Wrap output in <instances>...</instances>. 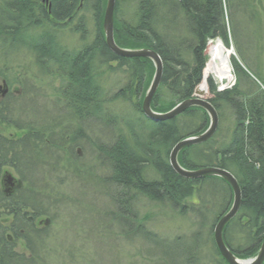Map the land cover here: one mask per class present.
I'll return each mask as SVG.
<instances>
[{
  "label": "trees",
  "instance_id": "16d2710c",
  "mask_svg": "<svg viewBox=\"0 0 264 264\" xmlns=\"http://www.w3.org/2000/svg\"><path fill=\"white\" fill-rule=\"evenodd\" d=\"M46 2L0 0V49L5 50L8 46L11 50L2 57L10 58L9 55L24 50L35 66V77L45 75L58 80L60 88L56 93L62 99L56 101L65 105L68 117L63 116L64 119L67 117L69 121L76 122L78 128L66 133L64 138L63 132L55 133L58 126L54 121V124H47L50 119L41 120L35 115L36 111H22L19 104L31 97L29 89H26L31 73L18 71L10 73L9 77L3 73L6 69L0 70V79L9 87L8 95L0 101L1 131L9 123L11 110L19 116L27 111L35 115V122L27 123V127L24 126L26 123L16 122L15 128H10H14L13 136L3 137L0 132V167L14 169L20 178H17L18 186L8 197L0 183V262L28 264L29 260L12 247L11 237L7 239L5 235L10 231L19 236L18 229H25L29 231L28 236L33 237L39 231L35 230L28 217L42 218L44 209L39 199L52 198L49 185L36 187L24 175L20 158L27 152V144L34 152L52 155V162L58 161V157H54V149L67 156L74 154L77 142L85 138L82 130L85 127L88 129L86 121H90L91 111L96 112L95 117L105 114L100 79L110 71L121 70L128 74V83L117 99L130 102L140 92L141 98L133 106L135 115L123 121V128L118 127V123L113 125L107 139L109 143L99 145V141H94L92 144L96 156L108 160L101 164L107 166L110 172L102 183L111 186L114 191L113 194L108 193L111 205L108 214L118 211L125 215L127 220L137 224L139 239L155 244L159 236L148 232L146 223L149 214L140 217L139 210L135 209L137 196L166 205L177 215L190 213L193 218L202 217L201 226H206L207 209L220 203L212 223L208 225L213 248L210 263L227 264L215 246L212 232L231 206L230 186L217 177L184 179L169 164L170 152L177 143L207 129L209 121L206 113L193 107L172 120L153 122L147 119L141 106L154 75V65L149 59L118 57L108 49L103 32L107 0ZM260 4L261 0H116L114 10L116 45L130 50L150 49L161 58L162 79L151 103L157 113H166L178 103L192 98L204 79L208 42L220 39L228 46L232 38L239 58L247 66L243 68L236 59L231 60L235 84L230 89L220 91L212 78L206 80L210 95L208 101L219 118L217 132L207 142L184 148L178 155V162L185 169L214 167L229 172L236 179L241 191V205L236 216L225 226L223 239L229 250L241 260L254 258L264 241V79L258 70L248 64L250 59L239 46L236 28L243 27V23L256 28L257 6ZM126 6L132 14L129 19L119 21L120 8ZM87 10H92L98 22L94 41L84 45L76 54L66 51L57 41L59 33L75 24L74 28L83 34L84 13ZM239 37L242 38L241 32ZM103 67L105 69L101 70ZM15 84L22 91V97L18 99H12L16 92ZM162 100L168 102L163 105ZM225 118L228 122H224ZM132 119L133 122L129 121ZM20 142H25L24 150ZM4 172H0V182ZM25 181L27 187H24ZM21 183L23 185L19 189ZM192 199L197 201V206L191 203ZM29 210L30 214L23 212ZM111 220L117 222L113 218ZM118 226L121 229L117 235L123 236L122 225ZM22 236L28 242V236ZM29 245L27 247L31 249ZM158 252L156 250L155 256L143 259L150 261L153 257L166 262L165 255ZM33 253L37 256L36 252ZM174 253V259L182 260L188 251L182 253V250H176ZM34 259L31 263L37 262L38 258ZM194 260L196 252L190 253L187 259Z\"/></svg>",
  "mask_w": 264,
  "mask_h": 264
},
{
  "label": "rangeland",
  "instance_id": "374dc122",
  "mask_svg": "<svg viewBox=\"0 0 264 264\" xmlns=\"http://www.w3.org/2000/svg\"><path fill=\"white\" fill-rule=\"evenodd\" d=\"M128 9L127 6L126 8H120L121 15L118 14L117 17L119 21L130 18L129 16L132 13L130 12L131 9ZM257 10L258 23H256V28L254 25L243 23V27L236 28V36L239 46L250 59L247 58L249 60L248 64L253 69H256L255 71L258 70L257 72L264 79V0H261ZM84 17L85 32L83 34L78 32V28H74L75 24L59 33L57 41L63 49L76 54L84 45H89L94 41L98 31V22L92 10H87L84 13ZM239 32L242 34L241 39ZM218 41L221 40L216 39L207 44L205 68L210 62V45ZM222 44L232 52L230 58L232 80L223 85L221 84L220 91L230 89L235 84V76L231 64L232 59H236L243 68H247L245 63L239 58L232 38L228 46L223 42ZM4 49H0V70L6 69L3 73H7L9 77H11L10 73H18V71L31 73L30 75H32L28 79L29 84L26 86V89H29V93H31V97L21 102L19 108L22 111L25 109L36 111V116L41 120L50 119V121L47 120V124L54 121L55 125L58 126L55 128V133L60 134L63 132L64 138L66 133L73 132L78 128L76 122L69 121L68 116L65 115V113H68L65 110L66 108H64L65 105L53 111L55 104H58L54 99V95L56 96L57 88H60L59 81L45 75L40 76V78L35 77V66L31 57L25 54L24 50H21L19 54L9 55L10 58H4L2 54L11 51L8 46ZM115 65L112 64V66ZM95 66L97 67L96 64ZM104 69L103 67L101 70ZM249 74L253 76L252 73ZM209 78L218 83L213 75ZM100 80L104 97L103 102L111 116L117 115L119 118H129L135 115L133 106L141 98V92L138 97L131 98L130 102L117 99L119 91L124 89L128 83V74L123 73L121 70L110 71ZM43 81L45 84L47 83V87L42 85ZM259 84L262 85L260 82ZM1 85L2 80L0 79V87ZM15 87L16 92L12 99L22 97V91L18 84H15ZM199 88L200 86L196 91L200 90ZM208 98H210V95L206 87L203 99ZM167 102L168 100H162L161 104L164 105ZM42 107L44 109H40ZM44 113H47L46 116ZM95 115L96 112L91 111L90 121H86L90 131L86 127L82 130L85 138L82 137L77 142L76 147L73 148L74 154L67 156L64 152L54 149V157H58L56 162L52 163V155L47 156L46 154L42 155L39 151L34 152L27 144V152L23 151L24 156L21 155L20 158V166L25 172L24 175L28 178L27 180L30 184L36 187L45 188L49 185L52 198L48 200L45 198L39 199L44 209L42 218L48 220L47 223L38 225L39 229L43 230L32 235L33 237L28 236L29 231L27 232L25 229H18L21 237L9 231L5 237L7 239L11 237L12 247L16 249L17 253L23 254L27 261L35 260V257L38 258L37 262H28V264H211L213 248L208 225L212 223L220 203L219 205H214L212 209H207L206 226H201L202 217L197 218L194 216V219L190 216V213L177 215L166 205L152 203L141 196H137L135 209L139 210L138 214L140 217L149 214L150 218L146 223L148 232L159 236V241L155 244L139 239L136 234L137 224L129 219L127 220L125 215L118 211H114L113 215L108 214L111 209L108 193L113 194L114 191L111 186H106L102 183L106 177H109L110 172L107 166H101L102 162H107L108 160L105 157L96 156L92 144L94 141L95 143L99 141L98 143L101 144L109 143L107 141L110 135L108 130L98 124V122H102L107 129L113 128L115 123L111 117L100 115L95 117ZM63 116H67L65 117L66 119ZM11 117L9 123L7 122L2 131L0 128L3 137L15 135L13 129L16 122L26 123L25 127L30 122H35L33 120L34 116L30 114V111L18 117L13 115ZM57 117H61V119ZM107 121L109 124L106 123ZM129 121L133 122V119ZM224 122H228V119L225 118ZM22 124L20 125L22 126ZM118 124V127L123 128L122 119L118 120ZM24 126L22 127L25 128ZM11 127L14 128L10 129ZM98 133L100 135H97ZM107 133L108 135H105ZM19 144L24 150L25 142H20ZM65 145L66 143L64 142L63 146L65 147ZM18 151L20 152V149ZM51 163L52 166L49 165ZM105 167L107 168L105 169ZM1 171L10 173L15 179L19 178L17 172L10 167L4 166L2 169L0 167ZM23 184L25 187L26 181ZM23 184H20L19 189H21ZM118 199L120 200L121 198ZM195 199L191 200L194 205L197 204ZM186 209L188 210V208ZM23 212L30 214V210ZM112 218L117 220L118 223L110 221ZM114 223L117 224L114 225ZM118 224L122 225L123 236L117 235L121 229ZM22 235L28 236V242ZM27 245L31 246V249H28ZM156 250L157 252L161 251V254L165 255L166 262H161L158 258L155 260L156 258L153 257L150 261L143 259L147 256H155ZM176 250H182V253L188 251V254L186 256L183 255L182 260L174 259V251ZM33 252H36L37 256ZM192 252H196V260L187 261L188 256Z\"/></svg>",
  "mask_w": 264,
  "mask_h": 264
},
{
  "label": "water",
  "instance_id": "95a60500",
  "mask_svg": "<svg viewBox=\"0 0 264 264\" xmlns=\"http://www.w3.org/2000/svg\"><path fill=\"white\" fill-rule=\"evenodd\" d=\"M42 2L47 4L46 0H42ZM115 4L116 0H107L103 17V32L105 37V43L108 49L118 57L149 59L154 65V75L149 85V88L144 96L141 106V110L144 116L153 122L167 121L178 117L184 111L190 108L196 107L202 109L209 119L208 128L203 133L187 137L174 146L170 153L169 164L172 170L179 177H182L184 179L195 180L204 177H217L224 180L230 186L232 192L231 206L227 210V212H225L218 220L213 232L214 243L220 256L227 264H263L264 241L261 243L256 257L252 259L241 260L236 257L234 253H232V251L229 250L223 239V232L225 226L230 220H232L236 216L241 205V191L236 179L229 172L219 168L206 167L195 170H187L183 168L178 162V154L184 148L205 143L215 135L219 126V118L216 110L209 103L208 100L203 99L205 92L202 91V95H198V90L194 93L192 98L178 103L173 109L166 113H157L152 110L151 103L162 79L163 66L161 58L157 53L150 49L130 50L122 49L116 45L114 41ZM3 84L5 85V83ZM4 180H6L7 182V193L9 194V191L14 188L15 179L11 174L6 173L4 175Z\"/></svg>",
  "mask_w": 264,
  "mask_h": 264
},
{
  "label": "bare ground",
  "instance_id": "6f19581e",
  "mask_svg": "<svg viewBox=\"0 0 264 264\" xmlns=\"http://www.w3.org/2000/svg\"><path fill=\"white\" fill-rule=\"evenodd\" d=\"M42 1V0H41ZM46 4V3H45ZM49 8V5H48ZM106 8V6H105ZM105 12V10H104ZM67 51V50H66ZM232 52L230 49H228L227 47H225L221 41L216 42L215 44H211L210 45V62L207 64L205 70H204V79L203 82L200 85V90H198L197 94L198 95H202V93L205 91L206 92V80L213 75V77L217 80L218 83V90H220V87L224 84V83H228L232 80V75H231V66H230V58H231ZM101 78V77H100ZM99 80V79H98ZM99 81H97L98 84ZM96 83V82H95ZM222 84V85H221ZM42 85L44 87H47V83L45 84V82L43 81ZM94 85V84H93ZM101 86V83H100ZM101 88V87H100ZM149 88V87H148ZM147 88V90H148ZM123 90V89H122ZM122 90H120L119 92H121ZM203 91V92H202ZM147 92V91H146ZM146 94V93H145ZM193 97V96H192ZM62 99V97L56 93V96L54 95V99L59 101L58 99ZM47 99V98H46ZM208 100V99H206ZM56 101V102H57ZM63 103V102H62ZM62 103L55 104V109L53 111H56L57 109H59L61 106H64ZM54 105V104H53ZM46 107V106H44ZM44 107L40 108V109H44ZM65 108V107H64ZM106 108V106H105ZM66 110V109H65ZM10 112V111H9ZM49 112V111H48ZM45 114V113H44ZM47 114V113H46ZM45 114V116H46ZM19 116L15 113V111L13 112V110H11V113L9 114V118H12L11 116ZM36 115V113H35ZM34 115V117H35ZM103 116H108L111 117L112 120L114 121V123H118L119 119H122L123 121H126L127 117L124 118H119L117 115H112L105 110V114ZM55 118V117H53ZM60 118L61 117H57ZM56 119V118H55ZM106 123L109 124V122L107 121ZM98 124L102 125L106 130H108V133H111V129H107L106 126H104V124L102 122H98ZM105 134V135H108ZM104 135V134H103ZM100 145H106L105 143L101 144L98 143ZM106 147V146H104ZM171 153V152H170ZM46 154V153H45ZM179 155V154H178ZM170 157V155H169ZM53 163V162H52ZM51 163V164H52ZM200 168H206V167H200ZM200 168H196V169H200ZM188 170V169H187ZM191 170H195V169H191ZM10 194V193H9ZM8 193H6V197L9 196Z\"/></svg>",
  "mask_w": 264,
  "mask_h": 264
},
{
  "label": "flooded vegetation",
  "instance_id": "af4514ba",
  "mask_svg": "<svg viewBox=\"0 0 264 264\" xmlns=\"http://www.w3.org/2000/svg\"><path fill=\"white\" fill-rule=\"evenodd\" d=\"M3 82L4 81H2V83ZM8 93H9V87L6 85V83H5V85L2 84L1 87H0V101H2L8 95ZM0 183H1V188L3 190V193L6 194V192H7V182H6V180H4L2 178ZM17 186H18L17 183H15V186H14L13 189H16ZM28 219H29V221H32L33 225L36 227L35 230H37V231L43 230V229H39L38 225H41L43 223L45 224L48 221L47 219H43L41 217L40 218L39 217L32 218L31 216H29ZM10 242H11V240H10ZM28 249H30V248L28 247ZM29 262H31V261H29ZM0 264H2V263L0 262ZM11 264H15V262L13 263V261H11Z\"/></svg>",
  "mask_w": 264,
  "mask_h": 264
}]
</instances>
